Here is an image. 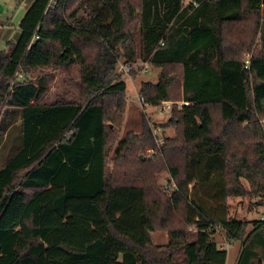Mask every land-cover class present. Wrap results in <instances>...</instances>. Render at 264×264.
<instances>
[{
	"label": "trees",
	"instance_id": "16d2710c",
	"mask_svg": "<svg viewBox=\"0 0 264 264\" xmlns=\"http://www.w3.org/2000/svg\"><path fill=\"white\" fill-rule=\"evenodd\" d=\"M18 30L0 48V264H225L219 230L236 264H264V220L229 215L225 164L264 143V0H33ZM119 59L160 69L145 103L184 102L160 145L142 116L119 137ZM50 66L78 68L79 99L43 101L30 74Z\"/></svg>",
	"mask_w": 264,
	"mask_h": 264
},
{
	"label": "rangeland",
	"instance_id": "374dc122",
	"mask_svg": "<svg viewBox=\"0 0 264 264\" xmlns=\"http://www.w3.org/2000/svg\"><path fill=\"white\" fill-rule=\"evenodd\" d=\"M32 1L0 0V48L5 46L7 41L17 39L19 35L18 22ZM136 37L138 38L137 35ZM256 50H258V34L255 36L250 49L245 51L243 58H246L247 54L253 55ZM119 62L122 63V59H119ZM131 69L133 74L128 72L122 75L126 88L127 106L119 127V137L129 131L138 133L142 129V120L140 119L142 116L156 137L157 145H160L164 138L173 137L176 134L175 129L171 126L162 128L168 115H170V111L162 112L159 105H145L138 100L141 97L138 94L141 82H156L160 69L151 67L140 59L134 62ZM39 76H44L46 82L47 91L43 96L44 102L80 98L81 87L78 68L44 67L32 71L30 79L34 81ZM171 102L172 105L179 107L183 101ZM9 152L14 153V151ZM146 152L148 153L149 150ZM225 161L227 184L230 187L227 202L229 215L239 220H264V143H232L229 146ZM107 163L109 168L112 167L110 159L107 160ZM168 178L166 172L158 176V183L161 187H165ZM250 229L251 227L248 226L246 232H249ZM151 239L156 244H162L166 242L167 238L164 232L156 231L151 233ZM215 239L219 246L227 251L225 264H236L240 242L238 240L226 242L222 230L216 232Z\"/></svg>",
	"mask_w": 264,
	"mask_h": 264
},
{
	"label": "built area",
	"instance_id": "2783aa9c",
	"mask_svg": "<svg viewBox=\"0 0 264 264\" xmlns=\"http://www.w3.org/2000/svg\"><path fill=\"white\" fill-rule=\"evenodd\" d=\"M251 55L247 54V57L244 59V68L248 69L249 66V60H250ZM134 65V63L132 64H126V63H121L119 62L118 67H117V72L118 73H128L131 69V67ZM140 102H143V104L147 105V103L144 102V100L142 99V97H139L138 99ZM184 102H182L183 104ZM173 103L171 101H161L159 102L157 105H159L161 108V111H167L169 112L171 110V105Z\"/></svg>",
	"mask_w": 264,
	"mask_h": 264
}]
</instances>
